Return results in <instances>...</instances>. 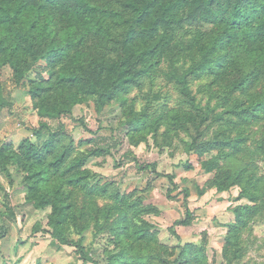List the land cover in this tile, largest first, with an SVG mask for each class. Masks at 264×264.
Segmentation results:
<instances>
[{
    "label": "rangeland",
    "instance_id": "rangeland-1",
    "mask_svg": "<svg viewBox=\"0 0 264 264\" xmlns=\"http://www.w3.org/2000/svg\"><path fill=\"white\" fill-rule=\"evenodd\" d=\"M92 1L129 13L128 0ZM22 17L28 25V10ZM219 19H188L173 27L160 62L116 90L103 107L79 83L58 77L77 68L76 50L85 65L109 64L124 53L123 26L115 19L103 20L107 34L88 30L51 66L29 49L60 41L64 18L50 9L38 14L31 42L0 24V93L8 104L0 107V146H7L0 156V225L7 227L0 264H82L73 248L57 245L47 232L56 211L66 235L90 255L86 264H264V109L250 121L222 111L236 99L264 94V59L253 69L245 52L229 56L234 38L226 36L212 69L187 77L193 103L168 76L184 73V64L197 61L214 36L227 34ZM145 40L139 34L134 49ZM247 73L243 86L226 94L227 85ZM41 105L63 111L41 117ZM40 119L54 130L62 123L63 130L41 161L27 160L18 148L24 140L46 148L47 130L32 131ZM61 151L62 162H53ZM163 174H171L173 183ZM75 177L80 179L68 181ZM237 207L242 220L235 217ZM186 208L191 223L174 225Z\"/></svg>",
    "mask_w": 264,
    "mask_h": 264
},
{
    "label": "trees",
    "instance_id": "trees-1",
    "mask_svg": "<svg viewBox=\"0 0 264 264\" xmlns=\"http://www.w3.org/2000/svg\"><path fill=\"white\" fill-rule=\"evenodd\" d=\"M128 15L124 16L120 11L111 9L105 4L95 3L92 0H0V24L11 28L19 40H28L35 26L37 15L50 9L59 14L67 21V28L62 34L60 41H50L40 50H33L31 53L35 60H43L46 66H51L54 62L60 60L66 52L82 42L84 34L92 29L100 30L107 34L108 29L103 25V20L107 18L115 19V22L123 26L119 32L120 42L124 49L116 60L109 64L99 60L95 63L85 65L81 61V54L78 50L73 57H77V68L61 72L58 80L66 83H79L83 92L93 94L96 97L98 107L113 97L116 90L126 87L137 79L140 73L147 72L157 65L163 52L171 41L169 31L180 25L188 19L210 21L219 16L223 21L222 27L226 30L219 32L214 36L208 45L202 49L201 56L194 63L187 66L185 72L180 75L168 73L170 79H174L181 85V91L188 95L189 102L193 103L188 89L187 77L189 75H198L209 71L213 66L214 51L221 46L228 36L234 38L232 44L227 47L229 56H236L238 52H245L248 59H245L253 65V69L264 59V0H128ZM28 10L30 13V22L25 25L22 13ZM243 34V38L238 40L237 35ZM146 38V44L138 49H134V41L138 35ZM227 36V37H226ZM225 38V39H224ZM229 38V39H230ZM29 42L31 40L29 39ZM234 52V53H233ZM242 59H236L237 67L242 69ZM15 66V64H14ZM252 69V70H253ZM245 74L238 80L227 85L226 94L236 91L244 82L248 80ZM0 93V107L6 106ZM264 109V94L254 100H235L223 112L230 113L244 121H250L257 118V109ZM63 110L54 105L50 109L47 105H41L39 114L41 117H55ZM220 118V117H218ZM204 115L200 121L206 120ZM42 129H46L49 134L46 140V148L41 149L35 143L24 140L18 148L25 159H35L41 161L45 152L49 149V143L52 138L63 130V124L59 123L58 130L52 129L47 121L40 119L39 127L33 128L36 135H40ZM226 142V141H223ZM223 144V143H222ZM6 145L0 146V156L6 150ZM61 151L53 162L60 163L63 160ZM215 159V158H214ZM80 159H76L73 164L78 166ZM216 162L205 165L206 170H211ZM154 167V164L151 163ZM188 167V163H184ZM32 166V163L29 164ZM38 172H44L39 170ZM165 175L170 183H173L171 174ZM238 177L236 174L235 178ZM80 177L70 178V183L77 182ZM35 188L34 183L29 184ZM60 183H57L55 193L60 198ZM183 196L186 198L187 189H183ZM186 203V202H185ZM240 207L235 209V217L242 220ZM246 210L250 207L246 206ZM193 219L192 212L186 208L185 215L177 219L174 225H188ZM64 217L59 211L51 217L49 232L57 245H63L73 248L75 253L81 259L82 264L91 260L90 255L75 240L69 238L63 228ZM172 232H174L172 230ZM7 233V227L4 223L0 225V236ZM177 236V235H176Z\"/></svg>",
    "mask_w": 264,
    "mask_h": 264
},
{
    "label": "clouds",
    "instance_id": "clouds-1",
    "mask_svg": "<svg viewBox=\"0 0 264 264\" xmlns=\"http://www.w3.org/2000/svg\"><path fill=\"white\" fill-rule=\"evenodd\" d=\"M179 63H182V62H178V65H177V66H179ZM184 66H185V67H187V66H188V64H187V63H185V64H184Z\"/></svg>",
    "mask_w": 264,
    "mask_h": 264
}]
</instances>
